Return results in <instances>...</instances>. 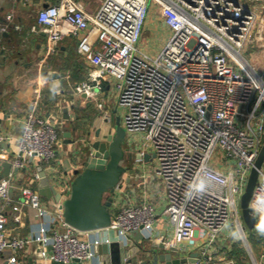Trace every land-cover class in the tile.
I'll use <instances>...</instances> for the list:
<instances>
[{
    "label": "built area",
    "instance_id": "built-area-1",
    "mask_svg": "<svg viewBox=\"0 0 264 264\" xmlns=\"http://www.w3.org/2000/svg\"><path fill=\"white\" fill-rule=\"evenodd\" d=\"M151 6L161 10L170 29L155 56L141 46ZM38 20L46 34L42 62L66 37H79V53L93 66L96 84H77V94L92 95L105 81L115 83L129 143L142 155L155 154V174L167 193L164 214L174 235L158 236L151 203H114L110 227L79 231L65 221L61 208L51 216L41 194L25 185L14 211L29 207L50 222L35 236L11 237L5 207L13 203L10 190L17 186L10 172L0 180V254L8 248L15 253L6 264H29L17 254L34 243L44 261H92L96 246L111 242L110 229L125 247L137 231L144 240L163 243L166 251L200 253L196 264H236L209 251L223 234L232 235L226 232L231 227L246 241L239 201L264 146V0H101L93 15L80 2L63 0L42 7ZM35 105L17 138L12 163L19 169L25 157H33L46 170L57 155L61 125L37 114ZM11 138L0 132V144ZM251 206L258 219L256 211L264 209V164ZM88 233L93 234L85 238Z\"/></svg>",
    "mask_w": 264,
    "mask_h": 264
},
{
    "label": "crops",
    "instance_id": "crops-1",
    "mask_svg": "<svg viewBox=\"0 0 264 264\" xmlns=\"http://www.w3.org/2000/svg\"><path fill=\"white\" fill-rule=\"evenodd\" d=\"M62 1L0 0V132L12 137L8 142L0 144V175L4 171L3 164L16 159L17 138L23 128V120L36 103L37 114L61 125L56 158L45 172L50 184L67 196L76 170L85 167L86 158L90 154V149H87L89 144L98 139L105 140L109 134L114 133L119 115L123 121L124 109L119 105L118 91L112 81H105L101 88L96 87L92 95L75 92L76 85L83 81L96 84L93 66L79 53V37H66L60 43L57 53L42 62L45 57L46 34L39 24V11L48 4H60ZM74 1L84 5L89 15L95 14L101 6V0ZM151 30L160 39L165 38L167 41L170 37V29L165 24L161 10L155 6L150 7L144 32ZM98 45L96 42L95 47L98 48ZM67 115L70 119L66 118ZM68 132H71L72 140H75L73 143H69L70 139L65 136ZM146 154H149L148 160L136 159L127 163L128 170L117 188L114 203L153 204L157 213L155 231L160 237L170 238L174 235V229L164 214L167 207L166 189L155 174V154L151 150H147ZM24 160L25 166L17 172L13 166L11 172L17 187L10 190L13 203L5 207L9 218L7 233L11 237L20 238L35 236L43 224L50 222L48 216L38 217L32 208L23 207L18 212L13 209V205L22 198L20 186L28 185L39 192V187L35 186L36 182H40L39 163L33 157H25ZM42 199L51 207V216H55L61 208V202L44 196ZM2 203L0 199V208ZM256 214L260 229L256 228L252 234L246 230L245 242L237 230L231 227L226 232L232 235L223 234L209 253L218 259H234L236 264H264V209H258ZM55 226L59 227L57 223ZM92 234H85L84 237L89 238ZM154 242L135 238L132 245L126 247L128 253L125 255L126 261L130 256H135L134 262L125 264H143L144 261L152 260V254L147 250L151 249ZM38 248L37 243L29 244L19 251L17 257L29 264H64L41 260ZM164 251L162 249L159 252ZM192 251L172 253L174 258H182L189 257ZM14 254L11 248L5 250L0 254V264H6ZM99 261L107 264L104 255L99 253L92 261L74 260L69 264H97ZM205 261L197 264H204Z\"/></svg>",
    "mask_w": 264,
    "mask_h": 264
},
{
    "label": "water",
    "instance_id": "water-1",
    "mask_svg": "<svg viewBox=\"0 0 264 264\" xmlns=\"http://www.w3.org/2000/svg\"><path fill=\"white\" fill-rule=\"evenodd\" d=\"M70 119V116H66ZM73 143L71 132L65 134ZM97 136H100L98 131ZM87 148V147H86ZM90 154L86 158L83 170H76L75 178L67 196L51 185L42 164L38 165L40 182L35 183L39 187L42 196L61 202V209L65 221L75 229L83 232L94 231L110 227L113 222L114 201L117 188L120 186L124 174L128 170L127 163L136 159H149V154L142 155L137 148H133L128 141V132L119 115L116 120L115 132L107 136L105 140L98 139L89 144ZM264 164V146L252 169L247 182L246 190L239 201V208L246 230L252 233L257 223V216L251 206L257 186L260 183V170ZM4 171L0 180L10 174L13 169L12 162L3 164ZM19 168H15L17 172ZM110 243L96 246V251L104 255L107 264L133 263L135 256L125 260L128 249L119 242V238L113 229H110ZM133 236L144 240V236L137 231ZM165 250L163 253L160 250ZM173 251H179L174 247L166 251L161 242H154L147 252L152 254V260L144 261L143 264H184L196 263L201 257L200 253L192 252L189 257L174 258Z\"/></svg>",
    "mask_w": 264,
    "mask_h": 264
},
{
    "label": "rangeland",
    "instance_id": "rangeland-1",
    "mask_svg": "<svg viewBox=\"0 0 264 264\" xmlns=\"http://www.w3.org/2000/svg\"><path fill=\"white\" fill-rule=\"evenodd\" d=\"M164 32L166 33V30H164ZM166 42L167 41L165 40V38L160 39L159 36H157L155 34V32H153V30H151L149 32H144L142 42H141V46L143 47V50L145 52L149 53L150 55L155 56L164 47ZM247 56L249 58H252L253 60L255 58H257L256 56H254L252 54L247 55ZM142 139H143L142 137L137 139V143H140L142 141Z\"/></svg>",
    "mask_w": 264,
    "mask_h": 264
},
{
    "label": "trees",
    "instance_id": "trees-1",
    "mask_svg": "<svg viewBox=\"0 0 264 264\" xmlns=\"http://www.w3.org/2000/svg\"><path fill=\"white\" fill-rule=\"evenodd\" d=\"M259 226H260V224H258V222H257L256 225H255V228H254L253 232L256 230V228H257V229H260ZM253 232H252V233H253ZM252 233H251V234H252Z\"/></svg>",
    "mask_w": 264,
    "mask_h": 264
}]
</instances>
